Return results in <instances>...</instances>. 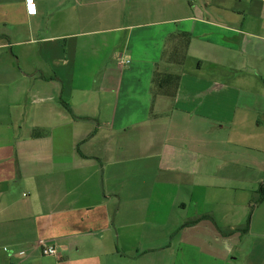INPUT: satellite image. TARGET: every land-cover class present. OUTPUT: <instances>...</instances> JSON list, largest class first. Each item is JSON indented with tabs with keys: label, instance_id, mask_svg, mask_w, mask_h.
<instances>
[{
	"label": "crops",
	"instance_id": "1",
	"mask_svg": "<svg viewBox=\"0 0 264 264\" xmlns=\"http://www.w3.org/2000/svg\"><path fill=\"white\" fill-rule=\"evenodd\" d=\"M33 1L0 0V264H239L264 0Z\"/></svg>",
	"mask_w": 264,
	"mask_h": 264
},
{
	"label": "rangeland",
	"instance_id": "2",
	"mask_svg": "<svg viewBox=\"0 0 264 264\" xmlns=\"http://www.w3.org/2000/svg\"><path fill=\"white\" fill-rule=\"evenodd\" d=\"M189 66L190 65L188 63L186 66V69H189ZM230 82L232 81L230 80ZM254 84L256 88L264 89V86L261 85L262 83L260 81H256L254 82ZM258 100H261V99H258ZM254 121H255L254 118H252L251 116L247 119V124L251 125L248 128H251V130L248 131V128H247V131L245 133L242 132V134H246V135L239 136V140H241L242 143L252 145V143L248 141V136L250 134L261 136L262 139H264L263 138L264 137V126L261 129H256L254 125L252 124ZM252 127L253 129H256V130H252ZM239 131L240 129L234 128L233 134L238 135L237 133ZM254 143L256 144V142ZM256 147L258 148L254 149L257 151V153L255 154L253 153L254 150H248V151L246 150L245 152H246V155L250 154V156L256 157L255 159L250 160V162L254 166L259 167L262 170L263 169L262 167L264 166V145L259 143V145H256ZM246 175L252 176L253 173L250 172ZM255 177H258L257 173H255ZM258 206H259V209L257 210L255 219L253 220V223H252V234L247 235L244 238V245H243L241 253L245 257L244 258L242 257L243 259H241L242 261L239 262V264H244V263L247 264L248 261H249V264H259L264 261V237L261 236L264 234V202L258 203ZM232 242L233 241H230V245ZM235 242L236 241H234V243ZM247 259L249 260L247 261Z\"/></svg>",
	"mask_w": 264,
	"mask_h": 264
},
{
	"label": "trees",
	"instance_id": "3",
	"mask_svg": "<svg viewBox=\"0 0 264 264\" xmlns=\"http://www.w3.org/2000/svg\"><path fill=\"white\" fill-rule=\"evenodd\" d=\"M188 44H186L185 47H187ZM180 79L181 77L179 75H173V74H162L160 72H156L155 73V76H154V82L161 86V88L163 89H167L168 88V85H174V93L172 94L173 96L176 95L177 93V89H178V86H179V83H180ZM66 108L71 111L70 107L68 105H66ZM259 199L256 201L258 203H261L264 201V184L261 185L260 189H259ZM257 204V203H256ZM202 220V218L196 220V221H193V222H190L187 224V226H191V225H196L197 223H199L200 221ZM249 225L250 223L248 222L246 228L244 229V231H247L249 229Z\"/></svg>",
	"mask_w": 264,
	"mask_h": 264
},
{
	"label": "built area",
	"instance_id": "4",
	"mask_svg": "<svg viewBox=\"0 0 264 264\" xmlns=\"http://www.w3.org/2000/svg\"><path fill=\"white\" fill-rule=\"evenodd\" d=\"M28 11L30 14L35 13V5L33 0H28ZM41 247H42V254L44 256H49V257H57L58 256V251L55 246H51L46 244L45 242H41ZM22 253L21 255H23Z\"/></svg>",
	"mask_w": 264,
	"mask_h": 264
}]
</instances>
